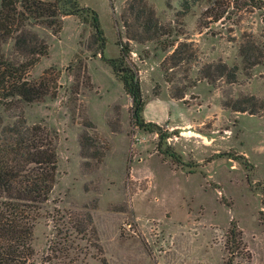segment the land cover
I'll use <instances>...</instances> for the list:
<instances>
[{"label":"rangeland","instance_id":"374dc122","mask_svg":"<svg viewBox=\"0 0 264 264\" xmlns=\"http://www.w3.org/2000/svg\"><path fill=\"white\" fill-rule=\"evenodd\" d=\"M127 2L78 0L98 15L105 57L118 55V37L127 42L141 117L161 128L180 163L156 150V133L132 124L130 98L94 54L88 22L65 16L56 35L27 26L47 44L27 79L59 71L55 97L22 104L25 122L54 136L57 164L29 264H224L230 223L242 242L231 264H264V6L212 22L203 4L180 15V0H144L157 29L137 41L142 30ZM2 51L12 57L11 40ZM76 53L89 83L74 96L67 69ZM219 63L234 67L233 81L215 70ZM12 120L0 110V125ZM83 131L105 146L99 161L81 154ZM84 212L93 230L79 234L68 221Z\"/></svg>","mask_w":264,"mask_h":264},{"label":"trees","instance_id":"16d2710c","mask_svg":"<svg viewBox=\"0 0 264 264\" xmlns=\"http://www.w3.org/2000/svg\"><path fill=\"white\" fill-rule=\"evenodd\" d=\"M200 4L204 5L201 15L216 22L231 12L259 9L264 6V0H180L179 13L184 15ZM126 11L142 30V34L136 33L133 39L143 41L155 35L157 24L153 11L144 0L127 2ZM65 16H76L89 23L92 43L95 44L94 54H99V58L110 67L130 98L132 124L156 133V150L180 163V156L165 143L167 136L161 128L141 117L143 100L136 70L129 59L127 42L118 37V55L114 58L104 56L105 38L93 9L80 6L78 0H0V110L13 117L10 123L0 125V264H29L32 228L57 175L54 136L39 123L28 125L22 104L55 97L59 88V71L48 67L36 79H27L28 70L47 53L45 41L27 26L41 25L56 35ZM9 40L13 49L11 58L2 51V45ZM67 70L75 81L70 87V93L75 96L84 79L89 83L85 64L78 53L74 54ZM215 70L223 73L228 81L235 78L234 67L228 69L219 63L215 65ZM205 73L210 77L208 68L204 69ZM84 126L93 129L88 120ZM79 145L83 156L88 155L97 161L105 149L94 133L87 131L80 134ZM70 217L68 214L67 218ZM73 217V222L68 223L76 233L93 230L88 212ZM241 248L239 231L234 223H230L225 234L227 258L224 264H231V257ZM100 264H106L105 260L100 259Z\"/></svg>","mask_w":264,"mask_h":264}]
</instances>
